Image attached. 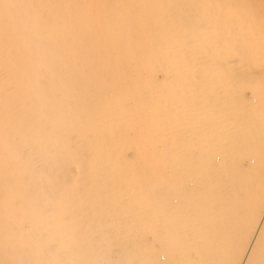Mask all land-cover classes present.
I'll list each match as a JSON object with an SVG mask.
<instances>
[{"label": "bare ground", "instance_id": "bare-ground-1", "mask_svg": "<svg viewBox=\"0 0 264 264\" xmlns=\"http://www.w3.org/2000/svg\"><path fill=\"white\" fill-rule=\"evenodd\" d=\"M0 264H264V0H0Z\"/></svg>", "mask_w": 264, "mask_h": 264}]
</instances>
